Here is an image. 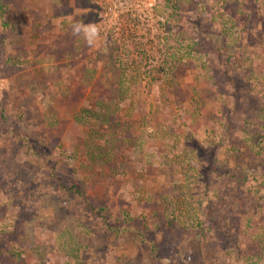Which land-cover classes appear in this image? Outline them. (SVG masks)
Instances as JSON below:
<instances>
[{
  "label": "rangeland",
  "instance_id": "obj_1",
  "mask_svg": "<svg viewBox=\"0 0 264 264\" xmlns=\"http://www.w3.org/2000/svg\"><path fill=\"white\" fill-rule=\"evenodd\" d=\"M0 264H264V0H0Z\"/></svg>",
  "mask_w": 264,
  "mask_h": 264
},
{
  "label": "trees",
  "instance_id": "obj_2",
  "mask_svg": "<svg viewBox=\"0 0 264 264\" xmlns=\"http://www.w3.org/2000/svg\"><path fill=\"white\" fill-rule=\"evenodd\" d=\"M166 2H168V3H170V2H172V0H165ZM120 76H121V78L123 77H125V76H123L122 75V73H120ZM122 83V82H121ZM111 115V114H110ZM31 153H32V151H31ZM57 192H58V195H59V197L61 198V200H64V201H68L69 200V197H68V195H67V190L65 189V185H60V186H58V188H57ZM81 192V191H80ZM82 194V193H81ZM82 199L85 201V199H84V194H82Z\"/></svg>",
  "mask_w": 264,
  "mask_h": 264
}]
</instances>
